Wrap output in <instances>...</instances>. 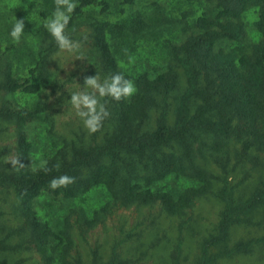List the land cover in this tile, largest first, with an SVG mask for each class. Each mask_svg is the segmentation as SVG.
I'll return each instance as SVG.
<instances>
[{
    "label": "trees",
    "instance_id": "obj_1",
    "mask_svg": "<svg viewBox=\"0 0 264 264\" xmlns=\"http://www.w3.org/2000/svg\"><path fill=\"white\" fill-rule=\"evenodd\" d=\"M148 1L75 0L65 34L72 39L73 31L85 28L83 41L90 46L95 71L102 79L122 73L137 89L108 104L109 118L92 135L85 129L57 135L48 98L39 97L58 51L44 28L54 0H37L38 19L22 35L31 33L34 47L23 39L13 44L12 25L1 24L0 140L6 145L0 148V194L13 197L18 224L1 227L0 264H23L11 263L9 256L31 250L41 254L40 264H85L74 230L83 239L119 209L156 206L166 215L186 216L179 224L181 234L194 221L187 211L210 196L221 210L214 232L201 241L195 264H215L264 248V175L254 180L246 199L236 193L252 170L264 172V0H177L170 10ZM144 45L165 53L163 67H120ZM17 92L34 98L16 106L11 99ZM34 122L44 123L49 141L47 173L33 170L37 151L27 126ZM14 154L25 165L19 171L4 162ZM64 174L76 182L51 190L49 181ZM97 188H103L107 201L90 217L83 207L73 206L51 223L33 210L43 193L74 201ZM237 226L252 227L257 235L229 246ZM181 239L171 264H180ZM122 244L114 245L104 264H127L116 250ZM98 261L96 249L92 262Z\"/></svg>",
    "mask_w": 264,
    "mask_h": 264
},
{
    "label": "rangeland",
    "instance_id": "obj_2",
    "mask_svg": "<svg viewBox=\"0 0 264 264\" xmlns=\"http://www.w3.org/2000/svg\"><path fill=\"white\" fill-rule=\"evenodd\" d=\"M150 1L152 0L148 2L150 3ZM157 1L167 10L177 5V0ZM37 10V0H0V28L4 23L13 26L15 19H23L24 32H27L32 22L38 19ZM86 31L82 27L76 32L73 31V34L70 33L72 37L74 36L72 40L80 41L82 45L79 53L76 55L70 53L57 55L58 50L51 57L49 68L52 76L48 80L49 83L44 88L43 94L39 95L40 98H48V104L51 107L54 119L53 131L57 135L70 136L73 135L74 131L80 132L84 129L67 100L70 99L73 92L80 90L77 84L82 87L85 77L94 76L95 74L101 77L100 73L94 69L90 46L86 41H83ZM21 39L30 43L31 47L36 45L35 38L31 33L24 37L21 36ZM21 39L19 43L22 42ZM12 42L17 44L13 39ZM164 54L156 46L144 45L137 49V54L129 59V62L122 60L119 65L127 71L156 65L163 67ZM77 55L82 56L83 60H77ZM33 98L31 99L30 95L23 92H17L15 98H12L11 101L16 106H26ZM44 133V123L34 122L27 126L28 137L37 151L32 160L33 168H38L43 164L45 154L50 146ZM4 145H6V142L0 140V148ZM249 166L250 164L243 168L241 176L237 179L243 178V171ZM263 175L262 169L252 170L251 177L238 187L236 193L246 199L252 191L254 180ZM5 195L4 193L0 194V205L3 212L0 219V233L3 232L1 231L3 225L10 229L16 228L18 224L11 206V198L13 197ZM106 201V193L103 188L94 189L82 199L74 201H65L59 197L43 193L34 200L33 210L40 219L50 220L49 222L52 223V220L60 218L73 206L83 207L87 216L90 217L92 212L104 205ZM220 210V203L213 197L200 199L191 211H187V217L188 215L192 216L193 223L191 226L187 224L180 234L179 224L186 216L166 215L160 212L156 206L119 209L112 211L102 223L88 232L83 239L80 237L78 230L75 229L74 238L78 244L77 250L85 264H93L92 252L96 249L98 250V262L100 264L107 263L111 259L112 248L121 240H124V244L117 247L116 250L119 259L128 261L127 264H171L172 253L175 251L179 238H182V251L178 254L180 264H195L196 259L201 254V241L214 232L213 229L217 223ZM256 235L257 233L252 230V227H233L230 232L229 246L239 240L252 239ZM41 259V254L35 250L21 251L12 254V257L9 256L11 263L22 260L24 261L23 264H40ZM215 264H264V248H258L248 255L220 260Z\"/></svg>",
    "mask_w": 264,
    "mask_h": 264
},
{
    "label": "clouds",
    "instance_id": "obj_3",
    "mask_svg": "<svg viewBox=\"0 0 264 264\" xmlns=\"http://www.w3.org/2000/svg\"><path fill=\"white\" fill-rule=\"evenodd\" d=\"M77 7L75 0H54V9L51 16L46 20L44 28L55 42L58 53H70L76 55L79 53L82 45L80 41H74L69 35L65 34L71 15ZM24 20L15 19V23L9 33L15 43H19L24 34ZM77 60H83V57L77 55ZM70 95L67 103L70 104L75 116L82 123L83 128L89 134H95L103 128L104 121L109 118L110 112L108 104L112 101L119 102L122 99L131 97L136 91L133 81L126 79L122 73H112L101 79L98 74L85 77L82 87ZM59 96V93L57 94ZM6 165H11V169L19 171L25 165L21 162L19 154L6 155L4 157ZM55 168L58 170L60 164ZM34 171L40 170L45 173L51 171L47 167V162H43L40 169L33 168ZM76 178L67 174L52 178L48 187L55 191L61 188H67L74 184Z\"/></svg>",
    "mask_w": 264,
    "mask_h": 264
}]
</instances>
